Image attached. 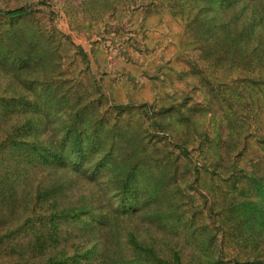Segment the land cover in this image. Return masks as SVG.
<instances>
[{"label": "rangeland", "instance_id": "obj_1", "mask_svg": "<svg viewBox=\"0 0 264 264\" xmlns=\"http://www.w3.org/2000/svg\"><path fill=\"white\" fill-rule=\"evenodd\" d=\"M161 1L0 0L2 9L27 6L25 29L40 26L50 39L30 76L71 85L68 95L82 96L91 120L107 122L104 128L116 135L107 139L102 152L113 153L97 178L87 169L25 162L0 147V234L33 218L35 231L17 245L24 255L82 253L101 239L100 231L81 230L67 214L106 211L116 218L111 235L116 230L124 260L264 264V199L243 187L238 174L259 176L264 166V89L250 87L253 79L264 80L258 75L264 73V21L237 20L247 10L242 3L226 9V24L256 27L247 44L234 45L206 38L213 27L201 28L193 12L182 19L156 5ZM5 28L0 16V31ZM22 92L0 68V95ZM13 120H0V142L20 137ZM47 132H37L38 139L48 140ZM100 154L90 155V163ZM138 163L140 200L148 204L115 214L117 179ZM11 189L14 206L7 200ZM249 202L256 214L246 209ZM53 214L65 218L42 230L39 216Z\"/></svg>", "mask_w": 264, "mask_h": 264}, {"label": "trees", "instance_id": "obj_2", "mask_svg": "<svg viewBox=\"0 0 264 264\" xmlns=\"http://www.w3.org/2000/svg\"><path fill=\"white\" fill-rule=\"evenodd\" d=\"M159 3L156 5L162 6L167 11L179 13L181 18L189 16L193 12L192 18L199 21L197 24L201 25V28L205 25L208 30L210 27L216 30V32L210 30L206 34V38L223 37L224 40H228L234 45L240 42L247 44L256 27L247 28L244 26L238 30L237 24L233 22V26L226 24L228 20L223 19L227 14L226 9L242 3L247 10L246 13L237 16V20L243 22L250 18H257L258 23L256 25L259 26H262L264 21V0H167L164 3L162 0ZM31 14V10L24 5L5 9L0 8V16L7 26L3 32L0 31V68L14 79V83L17 81L21 90H23L19 95H0V120L14 119L12 121L14 126L11 123V128L18 127L23 133L20 134L19 138L7 136L0 142V147L7 145V150H10L25 162L39 165L69 166L76 171L82 169L86 173L88 170L90 175L97 178L102 173L101 169L105 168L104 166L110 162L108 157L111 159V153H113L110 148L106 152H102L107 139L113 142L116 135L111 130L104 128L107 122L91 120V117L87 114L88 105H86V102L83 103L84 98L82 96L68 95L70 89H72L71 85L63 86L61 81L43 80L39 78V75L30 76L31 71L37 67L36 65L40 61L38 58L43 53V47L50 44V39L42 27L39 26L38 31L34 25H31L26 30L28 26L25 23ZM216 19H218L217 22L214 21ZM22 26H24L23 29ZM186 41L188 40L186 39ZM192 41L195 40H189L191 43ZM38 49L39 52H35V54L31 52ZM262 56L260 53L256 55L260 59L263 58ZM261 70H264V68ZM258 75L264 77V73L259 72ZM250 87L264 89V80L253 79ZM92 88H95L94 84H92ZM99 95L101 97V94ZM68 110L69 112L66 113ZM96 112L98 111L96 110ZM43 129L49 133L48 140L38 139L37 137V132ZM30 130L34 133H29ZM26 132L28 136L24 137ZM110 144L113 146V143ZM99 152L101 153L100 157L90 163L92 158L90 155ZM139 165L140 163L135 164V166L130 164L124 176L120 174L117 179L118 183L114 187V193H116L114 196L118 199L113 211L115 214L123 212L133 214L136 211L139 212L148 204L147 199L143 200L144 205L141 204L142 200H140L145 193L143 192L144 185L142 182L144 175ZM238 174L242 175L243 180L241 181L245 183L243 187L249 191L255 188L256 192L252 193L264 199V166L259 176L244 174L242 171H239ZM236 181H238V178ZM9 191L11 195L8 196V204L14 206L17 202V192L12 189ZM153 193L151 192L148 196L153 198ZM249 203L250 205L246 209H254L253 203ZM81 213L67 215L73 220V224L81 230L100 231L101 235L100 240L94 241L82 253L61 256L40 255V257L24 255L17 245L22 243L21 237H29L31 231H35L34 219L30 217L24 220V223L18 225L16 229L0 234V256L10 249L16 255L15 258L0 260V264H140V262H134L133 259L124 260V257H122V251L116 239V230L111 235V230L116 226V223L112 222L116 220L114 216H110L106 211H101L90 215L86 212L84 214L87 216L82 218L79 215ZM253 214L256 213L253 212ZM56 217L65 218L64 215L56 216L55 214L46 217L39 216L38 219L42 220V225L46 227L42 230H52L53 225L47 226V223L50 221L55 222ZM43 235L41 234V237ZM26 243H29L31 248L34 246L30 241ZM134 243H136L135 240H132V252ZM175 261L183 264L181 258L176 257ZM149 263L156 264L157 261L149 260Z\"/></svg>", "mask_w": 264, "mask_h": 264}]
</instances>
